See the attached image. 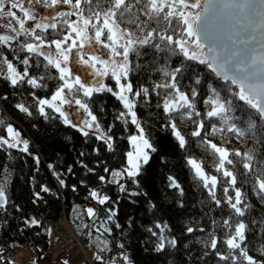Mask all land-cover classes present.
I'll return each mask as SVG.
<instances>
[{
  "label": "snow or ice",
  "instance_id": "obj_1",
  "mask_svg": "<svg viewBox=\"0 0 264 264\" xmlns=\"http://www.w3.org/2000/svg\"><path fill=\"white\" fill-rule=\"evenodd\" d=\"M62 5L68 10L53 16L39 11ZM0 29L4 30L0 33V78L13 88H23L35 101L33 107L41 117L59 120L84 137L95 136L114 153V126L102 127L95 105L97 97L104 94L122 105L115 119L134 125L136 131L127 137L131 150L123 154L122 165L103 168L108 175L98 176L102 184L116 185L127 196L148 195L141 189V178L150 170L152 154L158 150L140 119L141 105L155 102L166 121L161 127L170 131L180 149L188 145L181 125L195 124L191 136L201 137L207 144L215 170L227 185L221 189L222 201L217 196L220 179L205 171L203 161L187 158L210 201L225 217L211 221L213 230L207 233L204 247L213 250L225 264H264V259L251 254L258 252L264 257V236L258 247L250 241V225L257 222L246 220L252 209L242 191L243 185L250 183L254 194L264 202V0H0ZM96 45L106 50V55L97 54ZM7 52L14 53L12 59ZM77 68L85 69L91 79L83 78ZM142 70L155 73L156 78L148 76L145 83H138L134 77ZM106 79L113 80L114 85ZM50 81L57 83L48 91ZM185 81L190 85L187 90ZM198 104L204 106L203 111L198 110ZM16 107L32 115L25 104ZM4 130L7 136H0V148L31 154L29 141L11 123ZM217 133L224 136L223 144L230 140L226 134L232 133L252 146L242 153L205 139ZM93 151L99 153L100 149ZM232 157H240L245 170L239 183L237 162ZM84 167L88 172L95 171ZM55 175L66 187L59 173ZM167 179L169 187L182 196L176 178ZM40 191L47 193L50 189L44 186ZM89 197L100 206L115 203L101 188L90 190ZM35 198L40 199V192ZM201 203L212 211L207 201ZM9 206L6 184L0 183V212L6 213ZM149 206L155 215L158 205L149 202ZM106 211L107 215L101 216L89 207L86 214L93 220L95 231L104 237H97L103 244L101 251L111 252L106 234L112 232L109 225L114 223L116 212L112 207ZM25 223L39 226L40 221L30 218ZM114 226L121 227L118 223ZM168 228L167 223L157 221L154 228L147 229L155 237L157 253L178 248L179 242L167 234ZM216 229L222 235L218 236ZM185 231L192 234L205 229L187 226ZM222 245L226 246L224 251ZM116 247L122 250L119 259L123 264H133L125 245ZM96 259L102 264H117L115 257L107 262L100 255Z\"/></svg>",
  "mask_w": 264,
  "mask_h": 264
},
{
  "label": "trees",
  "instance_id": "obj_2",
  "mask_svg": "<svg viewBox=\"0 0 264 264\" xmlns=\"http://www.w3.org/2000/svg\"><path fill=\"white\" fill-rule=\"evenodd\" d=\"M7 55L12 59L14 53L7 52ZM13 63L18 64L15 60ZM148 76L156 78L155 73L142 70L134 79L138 83H145ZM56 83L50 81L48 91L53 90ZM106 83L114 85L115 82L106 79ZM147 83L150 84L151 81ZM184 87L185 90L190 87L187 81L184 82ZM20 103L30 108L31 116L19 111L16 105ZM34 104L35 101L23 88H13L9 82L0 78V120L4 121V124L0 125V136H7L4 129L8 123H11L22 137L29 141L31 153H21L6 146L0 148V183L6 184L10 202L7 212H0V252H8L14 259L17 252L27 246L39 259L48 249V235L43 231L42 226L64 219L73 233L94 250L91 262L85 260L80 264H102L96 259L98 255L104 257L105 262L110 257H118L122 251L116 247L119 243L125 245V250L133 264H225L215 256L213 250L205 249L203 243L207 239V233L213 230L211 221L213 219L220 221L225 217L210 201L207 190L203 188L202 181L188 165L187 158L203 161L205 171L220 179L217 196L222 201L224 196L221 189L227 185L222 174L215 170L210 155L211 150L207 144L201 142V137L191 136L195 124L181 125L182 134L188 140V145L185 149H180L170 131L161 127L166 121L161 111L155 107V102L153 101L150 106H140V119L150 131L158 151L152 154L151 168L141 178V189L148 195L132 197L119 192L116 185L102 184L98 179L99 175H108L103 172L104 167L116 169L122 165L123 154L131 150L127 137L136 131L134 125H124L115 119L117 113L122 110V105L115 97L104 94L97 97L95 105L102 127L114 126L116 148L114 153L107 151L106 146L95 136L84 137L75 129L64 126L59 120H46L41 117L35 111ZM198 110L203 111L204 106L198 104ZM226 135L230 137L227 144H223L224 136L220 133L216 136L208 135L205 139H211L232 150L239 149L242 153L252 146L251 142L246 143L232 133ZM93 149L100 151L97 153ZM232 158L237 162L235 172L239 183L241 174L245 170L240 157ZM84 165L95 171L88 172ZM55 173H59L66 187L60 185ZM169 176L175 177L181 185L184 193L182 196L179 190L169 187L167 179ZM44 186L50 191L41 192L40 189ZM129 186L133 189L135 187ZM96 188L103 189L115 203L98 205L89 197V191ZM242 191L252 209L247 214L246 220L257 222L250 225L252 231L249 233V238L251 243L258 247L257 242L264 236V202L254 194L250 183L244 184ZM37 192H40L39 200L35 198ZM231 194L234 195V192ZM202 201L208 202L212 208L211 212L202 205ZM149 202L158 205L159 210L155 215H153L154 210L150 209ZM181 203L183 207L180 206ZM89 207L96 209L101 216L107 215L108 207L115 209L114 223L109 225L112 227V232L106 234L111 252L101 251L103 244L97 240L100 233L95 231L92 226L93 220L86 214V209ZM17 208L19 211L16 210ZM101 209L105 211L101 212ZM30 218L40 221L39 226H28L25 221ZM157 221L168 224L167 234L170 237L175 236L179 242L178 248H170L167 253L154 251L155 237H152L147 229L154 228ZM115 223L120 224L121 227L116 228ZM187 226L203 227L205 232L188 234L185 231ZM96 227H99V223ZM216 234L222 235L219 229H216ZM100 239L103 240L104 237L100 236ZM225 248L226 246L222 245L221 251ZM251 254L257 259H264L258 252ZM1 258V264H9L7 260L3 261Z\"/></svg>",
  "mask_w": 264,
  "mask_h": 264
},
{
  "label": "rangeland",
  "instance_id": "obj_3",
  "mask_svg": "<svg viewBox=\"0 0 264 264\" xmlns=\"http://www.w3.org/2000/svg\"><path fill=\"white\" fill-rule=\"evenodd\" d=\"M67 10H68V6L66 5L58 6L53 9H43V8L39 9V11L46 16H53L56 14L57 11H67ZM17 15H22V13L17 12ZM73 19H75V17H73ZM95 47L97 50V54L106 55V50L100 48L99 45H96ZM77 72L83 78L91 79L89 73L85 69L77 68ZM69 111L71 112L72 109H69ZM47 235H48L49 247L47 251L39 259L35 257L34 252L27 246L22 247V249L19 252H17L14 259L11 258L12 255H9L8 252H4V253L0 252V257L3 258V261L7 260L9 264H38V261H40V263L42 264H51L52 262L57 261L58 259H60L61 262L67 261L68 264H79L80 262H83L85 260L86 261L92 260L94 257V250L88 244L82 246V250L78 244H77L78 249L76 250V248L74 247V245H76L75 242L74 245H72V247L70 246L66 249L58 248V246L60 245L58 242V238L61 237L66 240L68 239V243H69L70 242L69 239H72L73 236L72 230L70 231L67 224L64 225L62 221L50 223L48 225ZM8 258H11V260H8ZM1 263L2 261L0 262V264ZM117 264L119 263L117 262Z\"/></svg>",
  "mask_w": 264,
  "mask_h": 264
},
{
  "label": "built area",
  "instance_id": "obj_4",
  "mask_svg": "<svg viewBox=\"0 0 264 264\" xmlns=\"http://www.w3.org/2000/svg\"><path fill=\"white\" fill-rule=\"evenodd\" d=\"M4 30L3 29H0V33H2ZM73 235V234H72ZM61 238V237H60ZM58 238V242H59V246H63L65 248H68V247H72V245H74V242L76 243V245H74V247L76 248V250L78 249V246L77 244L79 245V247L81 248L82 250V246H83V243L81 241L80 238L76 237V236H72V239H69V243H68V239H64V238ZM118 263L119 264H123V261L121 259H118Z\"/></svg>",
  "mask_w": 264,
  "mask_h": 264
},
{
  "label": "bare ground",
  "instance_id": "obj_5",
  "mask_svg": "<svg viewBox=\"0 0 264 264\" xmlns=\"http://www.w3.org/2000/svg\"><path fill=\"white\" fill-rule=\"evenodd\" d=\"M67 224V223H66ZM48 225L49 224H44L43 226H42V229H43V231L44 232H46L47 233V230H48ZM68 226V225H67ZM69 227V226H68ZM69 229H70V227H69ZM70 231H71V229H70ZM81 241H82V243H83V246H85V244H87V242H85V241H83V239H81ZM58 248L59 249H63V248H65V247H63V246H58ZM66 249V248H65ZM85 255H86V253H85Z\"/></svg>",
  "mask_w": 264,
  "mask_h": 264
},
{
  "label": "crops",
  "instance_id": "obj_6",
  "mask_svg": "<svg viewBox=\"0 0 264 264\" xmlns=\"http://www.w3.org/2000/svg\"><path fill=\"white\" fill-rule=\"evenodd\" d=\"M59 221H62L63 223H64V225L66 224V222H65V220L64 219H61V220H59ZM62 232V231H61ZM48 247H49V241H48ZM71 252V251H70ZM67 253H69V252H67ZM60 262V263H59ZM54 263H57V264H64V262H61V260L60 259H58L57 261H54V262H52L51 264H54ZM80 263H82V262H80ZM79 263V264H80ZM38 264H42V263H40V261H38Z\"/></svg>",
  "mask_w": 264,
  "mask_h": 264
}]
</instances>
